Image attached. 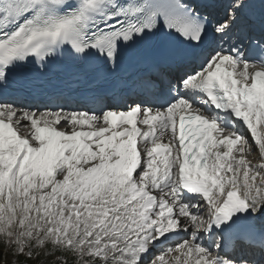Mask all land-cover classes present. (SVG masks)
Listing matches in <instances>:
<instances>
[{"label": "snow or ice", "instance_id": "obj_1", "mask_svg": "<svg viewBox=\"0 0 264 264\" xmlns=\"http://www.w3.org/2000/svg\"><path fill=\"white\" fill-rule=\"evenodd\" d=\"M57 61L137 99L28 103ZM0 247L264 264V0H0Z\"/></svg>", "mask_w": 264, "mask_h": 264}, {"label": "trees", "instance_id": "obj_2", "mask_svg": "<svg viewBox=\"0 0 264 264\" xmlns=\"http://www.w3.org/2000/svg\"><path fill=\"white\" fill-rule=\"evenodd\" d=\"M3 258H4V250L2 247H0V264H2ZM16 259L20 264H38L36 260H29L26 259L24 256H20Z\"/></svg>", "mask_w": 264, "mask_h": 264}, {"label": "rangeland", "instance_id": "obj_3", "mask_svg": "<svg viewBox=\"0 0 264 264\" xmlns=\"http://www.w3.org/2000/svg\"><path fill=\"white\" fill-rule=\"evenodd\" d=\"M14 259H16V258H14V257L11 256V255H8L7 257H5V255H4V258H3L2 264H5V261H6V260H7L8 264H12V261H13ZM16 264H20V263L17 261V259H16Z\"/></svg>", "mask_w": 264, "mask_h": 264}]
</instances>
